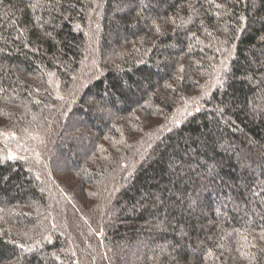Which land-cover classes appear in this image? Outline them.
<instances>
[{
  "label": "trees",
  "instance_id": "16d2710c",
  "mask_svg": "<svg viewBox=\"0 0 264 264\" xmlns=\"http://www.w3.org/2000/svg\"><path fill=\"white\" fill-rule=\"evenodd\" d=\"M264 0H0V264H264Z\"/></svg>",
  "mask_w": 264,
  "mask_h": 264
},
{
  "label": "snow or ice",
  "instance_id": "6c2138e0",
  "mask_svg": "<svg viewBox=\"0 0 264 264\" xmlns=\"http://www.w3.org/2000/svg\"><path fill=\"white\" fill-rule=\"evenodd\" d=\"M262 238H264V237H262Z\"/></svg>",
  "mask_w": 264,
  "mask_h": 264
}]
</instances>
